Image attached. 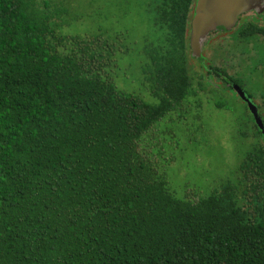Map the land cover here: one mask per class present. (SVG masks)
I'll return each instance as SVG.
<instances>
[{
    "label": "trees",
    "instance_id": "1",
    "mask_svg": "<svg viewBox=\"0 0 264 264\" xmlns=\"http://www.w3.org/2000/svg\"><path fill=\"white\" fill-rule=\"evenodd\" d=\"M139 1L161 32L143 50V93L113 80L121 34L63 33L59 0H0V264H264V141L246 106L227 177L178 196L167 174L202 94L257 71L264 25L233 31L234 55L251 42L246 64L205 71L188 45L195 0Z\"/></svg>",
    "mask_w": 264,
    "mask_h": 264
},
{
    "label": "rangeland",
    "instance_id": "2",
    "mask_svg": "<svg viewBox=\"0 0 264 264\" xmlns=\"http://www.w3.org/2000/svg\"><path fill=\"white\" fill-rule=\"evenodd\" d=\"M59 1L66 3L70 12L69 23L60 28L63 33H105L113 35L114 39L116 35H122L114 40L117 67L112 68L111 74L119 90L141 92L138 90L142 80L139 67H142L145 58L144 47L147 49L150 42H158L161 37V32L153 24V17L142 3L139 0ZM243 20L245 18H241V21ZM261 25H264L263 21ZM258 37L263 42V47L261 45L260 49L254 50L256 56L259 52L264 55V37ZM222 39V35H214L210 42L222 44ZM210 47L213 48L211 45ZM224 47L226 48L225 44ZM221 48L220 51L210 50L201 64L211 65L212 59L219 58L220 65L223 60V66H233L235 61L229 58L223 46ZM244 52H247V48ZM238 63L246 64L247 61L239 59ZM249 65L251 68L257 67V71L250 72L243 66L236 71V76L258 106L259 102L264 100V61ZM214 86L219 85L215 83ZM220 88L213 97L202 94L204 105L200 110H194L202 116V122L192 117V114H195L192 111L191 115L188 114V119L184 120V124L175 127L176 145H172L167 152L173 153L176 159L167 166V174L178 196H182L186 189L207 190L215 182L227 177L236 162V134L239 127L236 124H244L249 118L244 102L232 90ZM216 102H219L220 106H217ZM197 125L200 128H197Z\"/></svg>",
    "mask_w": 264,
    "mask_h": 264
},
{
    "label": "water",
    "instance_id": "3",
    "mask_svg": "<svg viewBox=\"0 0 264 264\" xmlns=\"http://www.w3.org/2000/svg\"><path fill=\"white\" fill-rule=\"evenodd\" d=\"M251 10L262 13L264 0H196L188 40L191 56L200 60L202 46L210 31L232 29L239 16ZM232 87L236 95L246 103L264 141V123L256 104L238 84L233 83Z\"/></svg>",
    "mask_w": 264,
    "mask_h": 264
},
{
    "label": "flooded vegetation",
    "instance_id": "4",
    "mask_svg": "<svg viewBox=\"0 0 264 264\" xmlns=\"http://www.w3.org/2000/svg\"><path fill=\"white\" fill-rule=\"evenodd\" d=\"M195 3H196V0H195V2H194V4H193V8H192V10H193V12H192V14H191V17H190V19H189V31H190V22H191V19H192V17H193V14H194V7H195ZM263 13L264 12H262V13H257V11H255V10H251V11H249V12H246V13H244V14H242V15H240L239 16V18H238V22H237V24L239 25L240 23H242V22H244V20L243 21H241V18H245V21H246V23H248V22H253V23H255V24H257V25H261V22L263 21L264 22V19H262V17H263ZM240 22V23H239ZM237 24L232 28V29H230V30H222V29H217V30H213V31H210L209 33H208V35H207V38H206V40H205V42H204V44H203V46H202V50H201V57H202V59L205 57H207L208 56V52L210 51V50H213V49H215V47L219 44V43H216V42H210L211 41V39H212V37L214 36V35H222V37H223V39H222V44L224 45H226V50H225V52H227L228 54H229V58L230 59H232L233 58V60H234V58H237V60L239 61V59L240 60H244L245 59V56H246V54H245V52H244V46L245 45H247V47H250L251 46V42H248V43H244V39L241 41V42H236V53H235V55L233 54L234 52H230L229 51V49H230V46H231V44L233 43V44H235L234 43V39H233V34H234V32L233 31H235V29H236V26H237ZM256 39H258V41L260 42V39H259V37H257V36H255V37H253V42H254V40H256ZM188 40H189V32H188ZM221 44V43H220ZM208 45V46H207ZM210 45L211 46H213V48H211L210 47ZM250 45V46H249ZM234 56H236V57H234ZM200 57V58H201ZM252 59V61H253V63H256V62H259V60H258V56H256V53H255V51L253 52V56L251 57ZM194 60V59H193ZM198 60V59H197ZM195 61V60H194ZM203 67H204V65H203ZM204 70L205 71H207V70H209V65L208 64H205V67H204ZM233 83H236V84H238L239 85V83H237V82H232V80H230V79H227V82H226V85L228 86V87H230L231 88V90L235 93V91L233 90V87H232V84ZM240 87H242L243 89H244V91L250 96V94L247 92V90L244 88V86H241V85H239ZM236 94V93H235ZM238 97V96H237ZM250 98H251V96H250ZM252 99V98H251ZM242 101V100H241ZM252 101H253V99H252ZM244 102V101H243ZM254 102V101H253ZM255 103V102H254ZM260 103V102H259ZM244 104L246 105V103L244 102ZM256 104V103H255ZM256 106H257V104H256ZM257 108H258V106H257ZM251 115V114H250Z\"/></svg>",
    "mask_w": 264,
    "mask_h": 264
}]
</instances>
